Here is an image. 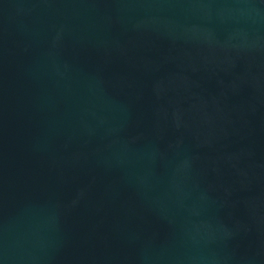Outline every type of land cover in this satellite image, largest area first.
<instances>
[{
	"label": "water",
	"instance_id": "95a60500",
	"mask_svg": "<svg viewBox=\"0 0 264 264\" xmlns=\"http://www.w3.org/2000/svg\"><path fill=\"white\" fill-rule=\"evenodd\" d=\"M0 264H264V0H0Z\"/></svg>",
	"mask_w": 264,
	"mask_h": 264
}]
</instances>
